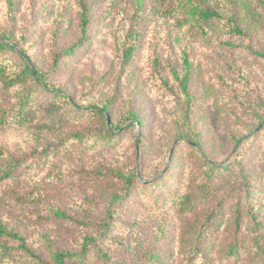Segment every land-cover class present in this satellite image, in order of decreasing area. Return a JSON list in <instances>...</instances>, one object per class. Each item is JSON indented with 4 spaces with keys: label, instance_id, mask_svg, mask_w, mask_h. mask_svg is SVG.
I'll return each instance as SVG.
<instances>
[{
    "label": "rangeland",
    "instance_id": "rangeland-1",
    "mask_svg": "<svg viewBox=\"0 0 264 264\" xmlns=\"http://www.w3.org/2000/svg\"><path fill=\"white\" fill-rule=\"evenodd\" d=\"M83 1L89 8L88 46L71 49L80 37L78 0H0V35L25 49L45 71L52 69L55 53L69 51L49 72V84L64 89L79 106L106 105L108 123L126 122L121 130L132 115L141 123L132 120L134 125L111 144L92 138L79 158L70 141L62 146L58 141L82 127L86 117L65 115L55 127L40 128L37 119L52 98L37 96L28 109L32 121L0 127L4 159L38 154L53 144L63 156L38 161L32 156L29 161L37 166L18 184H7L10 195H3L0 186V225L43 254L48 241L76 248L89 228L71 226L52 213L97 224L111 208L110 192L120 188L115 173L120 171L137 180L98 241L109 262L188 264L174 242L188 217L181 218L178 198L198 175V166L180 135L196 140L217 163L231 164L234 172L218 199L229 205V196L247 182L243 201L264 220V58L256 54L264 53V15L257 23L242 21L246 34L239 37L221 26L188 31L168 0H140L137 6L135 0ZM174 71L188 76L189 102L179 97ZM0 103L11 104L1 88ZM158 181L152 192L142 190L145 182ZM151 253L158 258L149 259Z\"/></svg>",
    "mask_w": 264,
    "mask_h": 264
},
{
    "label": "trees",
    "instance_id": "trees-1",
    "mask_svg": "<svg viewBox=\"0 0 264 264\" xmlns=\"http://www.w3.org/2000/svg\"><path fill=\"white\" fill-rule=\"evenodd\" d=\"M78 1L80 37L71 49L88 46L85 41L89 38L87 35L89 8L83 0ZM168 1L170 10L175 12L176 18L188 31L205 32L204 27L213 26L218 29L223 27L230 36L243 37L246 32L241 22L257 23L261 15H264V0ZM139 2L140 0H135L134 3L137 6ZM228 44L231 43L228 42ZM132 50V45L126 49V59L130 57ZM68 53L69 51L55 53L51 62L52 69L45 71L36 65L25 49L11 42L7 35H0V88L3 92H7L11 103L9 105L0 103V127L12 121L18 123L32 121L33 116L29 115L28 109L33 100L39 95L50 96L52 100L41 109L43 114L37 119L36 124L40 128L55 127L65 115L86 117L87 120L82 127H77L75 131L58 141L59 146H62L65 140L70 141L77 151V156L82 158V153L86 150L85 146L92 138L104 144H111L126 129L134 125L132 122L137 117L132 115L131 121H127L131 123L121 130L126 122L120 125L108 123L106 105L79 106L64 89L49 84V72L56 70L59 57H64ZM256 54L264 58L262 51H257ZM183 63L188 67L186 57ZM173 79L177 83L179 93L182 94L179 97H184L186 102H189L188 76L179 75L174 71ZM12 90L14 93L10 94ZM12 98H15L14 102ZM140 123L137 119V124ZM179 137V141L184 142L192 150L191 155L196 158L198 166V175L188 183L189 189L178 198L183 212L181 218L188 216L180 226L177 241L174 240L179 254L188 258V264L191 262L193 264H264V220L259 217L258 211L249 201H243L249 194L248 183L240 185L237 192L229 196L230 203L227 205L228 201L224 197L218 199L217 193L234 172L231 164L217 163L207 157L196 140L186 139L181 135ZM62 150V148L55 150L54 144L46 145L38 154H24L18 158L4 159L5 147L0 143V186L4 187L3 195H10L13 189L10 188V184H7H18L24 176H27L30 169L37 166L38 160L50 157L62 158ZM32 156L37 161H29ZM169 166L167 165L165 170L169 169ZM115 173L118 180L116 186L120 188L110 192L111 208L107 209L97 224L90 225L85 220L84 224L78 218L65 215L61 211L52 213L54 218L67 221L66 223L71 226L79 225L89 228V233L83 236L76 248L64 249L48 241V246L45 248H48V251L43 254L29 246L23 236L0 225V262L4 261L9 264H118L109 262V255L99 248L98 241L107 235L119 204L127 194L133 191L137 177L120 171ZM20 176L23 177L20 178ZM196 181L197 185L194 183ZM159 184L160 181L153 184L145 182L142 190L152 192L153 188ZM22 195L25 198L27 196V194ZM31 198L34 200L33 197ZM10 242L16 244L10 245ZM93 255H96V260L90 259ZM148 258L156 259L158 254L151 253Z\"/></svg>",
    "mask_w": 264,
    "mask_h": 264
}]
</instances>
